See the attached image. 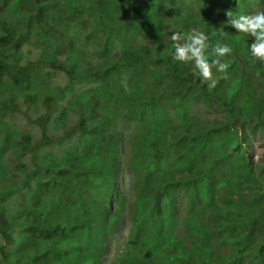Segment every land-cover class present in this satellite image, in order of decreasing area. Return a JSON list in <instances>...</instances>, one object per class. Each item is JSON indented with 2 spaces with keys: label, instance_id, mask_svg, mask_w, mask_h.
I'll list each match as a JSON object with an SVG mask.
<instances>
[{
  "label": "trees",
  "instance_id": "trees-1",
  "mask_svg": "<svg viewBox=\"0 0 264 264\" xmlns=\"http://www.w3.org/2000/svg\"><path fill=\"white\" fill-rule=\"evenodd\" d=\"M14 1L12 6L15 9L11 7L14 19L8 20L0 15V74L9 72L10 77L6 86L23 85L27 74L26 67L15 68L16 65L13 63L18 55L16 40L26 38L31 29L18 28L14 35L3 29L4 26L15 27L20 13L26 15L27 20H34L35 28L32 31L34 35L43 36L48 30L55 33H70L68 36L70 46L76 44L75 40L79 35L76 29L77 21L82 26L85 25L86 35L90 37L91 34L96 41L98 30L104 31V40H109L112 34L125 38L131 36L130 27H139L141 24L148 26L153 20L150 13L151 0ZM7 2L9 1L0 0V6ZM144 2L149 5L142 11ZM213 3L218 12L210 15L212 20L221 19L226 12L232 15L244 13L238 2L230 3L226 10H222L218 3ZM107 7L109 8L106 9ZM50 8H60V11L56 14L47 10ZM177 12L175 9L173 13ZM114 17H119L120 21H114ZM177 17L185 22L191 20L183 13H179ZM161 32L154 26L149 29L153 36L160 35ZM141 33L144 34V31ZM211 41L210 37V45ZM44 43L47 45L49 41L44 40ZM250 43L251 41H247L242 44L245 53H249ZM45 48L57 54L64 52L61 45L58 47L59 50L48 46ZM171 48L172 44L160 48L156 52L157 56L143 57V60L154 62L150 69H147L149 66H143V60H134L122 71L112 70L116 65L112 64L108 67L111 69L110 72L107 73L106 68L101 74L102 80H106L107 77V80L113 81V78L119 80L120 74L125 71L128 79L135 74L137 79L144 77L148 80L151 78L149 71L153 73L154 67H157L165 75L177 76L171 83L170 90L156 93L130 89L114 91L105 84H100L104 87L102 90L105 95L104 102H80L79 99L74 103L66 102L68 107L64 109V113L68 110L74 111L79 118L75 127L74 125L71 127L79 139L66 148L65 155L37 162L34 168L25 173L20 182H15L14 177L9 176L3 167L2 152L5 148L0 147V216H3V219L11 218L6 222L7 228L15 232L12 234L7 229H2L0 223L2 235L7 241L0 246V264L96 263L93 258L84 255L89 248L95 253L98 252L96 247H90L91 242L85 240L87 238L85 236L91 233L96 244L100 245L108 230L120 226V215L123 211L119 205L114 209L105 206L103 201L96 197V191L104 188L118 198L126 199L120 195L118 178L115 177L119 158H122L120 140L123 127L118 124V118H126L129 123L138 127L136 132H141L140 137L133 141L127 155L130 169L128 171L138 176L140 186L134 179L136 190L139 191L135 200L134 223L124 250L117 252L109 264H246L249 261L253 264H264V207L257 206L242 213H232L231 209L227 212L221 211L215 204L214 197L217 195L218 186L216 188L214 186L215 180H222L223 174L220 172L219 177L211 179L212 176L219 174L216 167L223 161L224 156L242 153L241 162L244 164L242 169H245L241 171V176L237 177V180L235 177L227 176V186L222 190L237 185L245 186L247 182L249 188L254 190L259 185V174L261 176L264 164H254L252 160H247L243 153L247 145H242V142L247 140L246 127L255 128L264 122V63L255 57L246 56L248 65L241 71L233 61L223 60L221 62L226 63L227 67L222 72H218L215 66L212 69L216 81L213 85L211 81H202L199 78L194 69L190 68L191 62L174 60ZM209 51L210 48L206 49V53ZM70 58L66 63L68 71L72 64ZM206 58L211 60L213 56ZM70 74L73 77L78 76L71 71ZM179 77L188 87L181 89L183 85L178 81ZM60 93L64 98L62 92ZM173 96H176V102L182 100L187 102L189 98H193L214 105L225 116L224 120H219V125L224 126H221L223 130L219 137L232 150L201 160V163L195 160L197 157L192 155L193 152H202L203 149L197 144L195 147H189L191 146L188 144L189 140L197 138L203 144L208 135L200 128L199 123H197L199 128L188 129V124L192 125V118H188L185 107L182 108V114L180 112V121L176 123L175 128L165 126L169 122L166 118L161 121L155 118L158 109V107L155 109V102L162 97ZM130 101L139 104L128 110L127 103ZM7 109L5 106L0 108V126L4 123L3 117ZM147 111L151 114H145ZM163 111L164 109L161 114L163 113L165 117L166 112ZM143 115L147 116L143 118ZM64 120L67 123L66 116ZM137 120L141 122L140 126L136 125ZM237 122L245 124L241 126ZM14 127L12 123L5 122L3 131H8L12 135ZM125 132L128 134L126 130ZM28 135V132L19 133L14 138L20 143L21 151L28 148L27 144L30 142ZM58 137L59 135H56V139ZM82 138L83 142L80 141ZM194 142L197 143L196 140ZM54 161L57 162L56 165L51 164ZM138 164L148 167L150 177L146 181L139 176L140 170H136ZM161 164L170 167L162 168L167 173L155 172V167L161 168ZM180 167L185 168L186 172L177 176L176 170ZM248 169L250 176L246 177ZM152 174L155 177H151ZM156 186L155 195L142 193L144 189ZM235 190L242 191L243 188ZM254 190L250 191V194L256 196L258 192ZM21 194L26 196L22 198ZM223 194L221 198L230 203L231 198L226 196L228 194ZM180 196L187 197L189 204L188 208L185 206V214L182 217L179 216L181 209L177 201ZM149 201L150 205H146ZM201 204L205 207L212 206L209 216L204 215L205 212L199 207ZM213 213L214 217L211 216ZM234 214L246 222L234 223ZM178 225L186 228L184 231L194 240L190 248L184 244L182 236L173 234ZM257 225L261 227L262 232L256 245L252 239H247L233 242V246L227 251L212 246L214 238L230 242L229 232L233 233L236 230L252 232Z\"/></svg>",
  "mask_w": 264,
  "mask_h": 264
},
{
  "label": "rangeland",
  "instance_id": "rangeland-1",
  "mask_svg": "<svg viewBox=\"0 0 264 264\" xmlns=\"http://www.w3.org/2000/svg\"><path fill=\"white\" fill-rule=\"evenodd\" d=\"M6 4H2L0 6V15L3 17H6L8 20L14 19V13L11 10V7L15 9V7L12 6V4L15 2L14 0H8ZM212 3H218L222 10H226L229 7V4L233 0H208ZM237 1L238 4L246 10V15L251 14L255 11H261L264 10V1H257V0H234ZM152 6L156 7L157 9L151 10V17L153 18L150 25L146 26L145 29H141L142 25L139 27H132L130 29L131 36L126 38H120L115 35H111L110 39L108 41H105L103 38L104 31L98 30L96 32V35L98 36L97 40L95 41L94 38L91 36L86 35L85 25L82 26L77 21V27L76 29L79 31V35L76 38V44L71 46H63L62 49H64V54L61 56L64 57H71L72 60L70 71L71 73H80L85 72L86 75H84L82 78H77L74 81L71 80V74L65 73L61 70L56 69L55 78L51 79V84L54 86H68L72 89L77 90L78 88L86 87L90 84L89 80H97L100 81L97 84H105L106 86L110 87L111 90L116 91L117 89H130V90H139L141 92H151L156 93L161 90H170L171 89V83L175 81L177 76H172L168 74H164L162 71H160L157 67H154V72H150V79H145L144 77L137 79L136 75L133 74L128 79L125 75V71L120 74V79L116 80L113 78L112 80H102L101 74L105 72L106 68L110 67L112 64L114 65V68L112 70H120L124 69L126 66H128L129 62H132L134 60H143V57H149V56H157L156 52L160 48H164L166 46H169L172 44V48L174 51L175 42L171 40V34L173 31H180L182 33H188L190 30L195 29L196 31H202L208 35V37L212 38V43L215 44L217 42L219 43H228L232 46V53L226 54L224 57L219 58L221 61L223 60H230L233 61V63L240 68V70H245L248 65V61L246 59V56H249L252 58V56L249 53H245L242 48V44L247 41H251L252 38H249L246 34L237 32L236 29H234L231 25L226 24V20L229 19L226 12L224 16L221 17V19H218L215 24L212 25L210 29H217L215 32L212 33V31L209 29V25H205L203 21H200L197 19L200 18V9L198 2L199 0H173L174 9L178 11V13L188 14L193 13L196 19V21H181L176 15H172L170 11H164V7L170 6L168 0H151ZM150 2V3H151ZM207 4H209L207 2ZM149 4L144 2L142 4V11L145 10L148 7ZM54 13H58L60 11V8H50L47 9ZM70 11V10H69ZM217 11L216 9H212L209 11L211 14L212 12ZM71 13V12H70ZM240 15V14H239ZM234 15V16H239ZM27 16L23 13H20L18 17L17 25L11 29L8 30H15L21 26L23 23V19H25ZM89 16L87 15L86 18ZM86 20V19H85ZM118 22L120 21L119 17L116 18ZM149 20V18H147ZM74 21V20H73ZM88 22V21H87ZM153 26H157V28L161 29L162 32L160 35H152L149 33V29ZM141 31H144V34L141 33ZM121 34V32H118ZM89 38V39H88ZM238 38V39H237ZM237 40V41H236ZM38 40L32 41L30 44L22 43L20 45V48L22 49L23 55H22V61L26 64H30L32 66H35L39 60H33L32 58L38 57L40 53V48L37 47ZM105 43V48H103V45ZM78 51V55H76ZM172 51V52H173ZM73 53V54H72ZM172 54V53H171ZM213 59H216L217 57L213 54ZM137 57H140L137 59ZM143 66L148 67L147 69H150L153 67L150 66L154 62L150 60H143ZM116 62V63H114ZM264 63V62H262ZM191 69H193L192 64L189 65ZM214 66L212 67V69ZM110 68L107 69V73L110 72ZM101 79V80H100ZM182 85L184 89L185 86L188 87L187 83L183 79L179 77L178 80ZM116 82V83H115ZM93 83H96L93 82ZM91 83V84H93ZM87 84V85H86ZM82 87V88H83ZM261 88V86H260ZM100 99L97 100V102H104L105 101V95L103 93V86H100ZM260 90H258L259 92ZM67 89L64 90V93H67ZM74 92H69L70 97L72 98V95ZM178 93V90L175 91ZM189 97L191 96L190 93L188 94ZM258 93L256 94V96ZM264 95V94H263ZM187 102L182 100V102L178 101L176 102V96L172 98L162 97L161 99H158L157 102H155V109H157L156 113V119L158 121L168 120L169 122L166 123V127H173L176 126L180 121V112L182 114V108L185 107L186 113L188 115V118H192L191 124H188V129L191 128V130H194L196 128H199L197 126V123L200 124V128L203 129L205 134L208 135L206 141L202 144L200 141L195 139H190L188 144L191 146L189 147H195L197 145H200L202 147V152H193V156L197 157L195 160H197L199 163H201V160H206V158H210L213 156L221 155L224 152H229L231 147L227 145L225 142H223L220 137L219 133L222 132L223 125H219V120H224L225 116H223L222 113L218 111L217 108H215L214 105H211L210 103L203 102V100H195L193 98H189ZM59 100H61L59 98ZM74 99L72 98V101ZM62 102H67L68 99L65 98L61 100ZM57 102V101H54ZM139 103L136 101H130L127 103V109L130 110V108L138 105ZM162 109L166 112L165 117H163ZM48 111V109H47ZM47 111L45 113H41L42 110L36 109L34 106H29L25 108V114L22 112H17L14 116H8L6 115V118L10 123L15 124L13 134L10 135L8 131H3L0 129V147H4V160L2 161L3 167L6 169V171L9 173V176L14 177L15 182H20L22 178L24 177L25 173L31 170L35 167L37 162H41L44 160V158L47 156L44 153V150L49 151H55L58 148H60V145H56L55 143H50L45 145L44 147H40L42 144V139H37L41 136L42 130L41 126L44 124L49 123V126L47 127V132H55L53 129L57 130V122L54 120L51 122V119H48L47 117ZM163 111V112H164ZM145 114H151L150 111H147ZM62 116H66L67 123L66 127L62 129L61 132V140L63 146L69 147L73 144V142L78 138V135L73 133V130L71 127L77 122L79 119L76 114L73 111L66 112ZM147 116V115H146ZM143 115V118L146 117ZM183 116V115H182ZM228 118V117H227ZM129 119V118H128ZM148 119V118H147ZM119 125L122 128V137L120 140V149L122 158H119V165L116 168V175L118 178V187L120 190V195L126 199H120L115 195L113 192L111 193L107 189L99 188V191H96V197L103 201L105 206L114 209L118 205L122 207L123 211L120 215V226L116 229H110L106 232L107 235H104V240L100 243L99 246H95L96 249H98V252L95 253L94 250H91L89 248L85 253V257L94 259L96 264H109L110 261L114 258V256L117 254V252H121L124 250L126 240L129 236L130 230L132 229V224L134 223V210H135V200L136 197L139 195L136 190V183L140 186L139 181L140 179L138 176L133 177L132 174H130V169L128 166V154L129 148L132 146L133 141L137 140L141 134V132L137 131V126H135L132 123H129L126 118H118ZM150 120V119H149ZM247 120V119H246ZM245 121V120H244ZM248 121V120H247ZM175 123V124H173ZM186 123V122H184ZM235 123V121H234ZM241 126L245 123L237 122ZM264 122L257 125L255 128H252V126L246 127V141L242 142V145H247L246 151H243V153L246 155L247 160H252L254 164H264ZM141 122L139 120L136 121V125L140 126ZM263 124V125H262ZM54 126L53 129H49L50 127ZM222 126V127H221ZM125 130L128 132V134L125 132ZM28 131L30 136V142L27 144L28 148L26 150L21 151L20 150V144L13 145V139L15 136L19 133H23ZM112 135V133H111ZM83 138L80 139L81 142H83ZM197 141L195 143L194 141ZM54 141V140H53ZM43 148H45L43 150ZM197 148V147H196ZM127 156V159H126ZM242 159V153L239 155L236 154H229L228 156L223 157V161L217 165L216 169L219 171V174L212 176L211 179L215 180L217 177L223 174L222 180H215L216 188V194L214 197L215 204L220 207L221 211L227 212L228 209L232 210V213H242L247 210H251L252 208H255L257 206L264 207V169L261 172V176L259 174V185L257 186L256 190L253 188H249L248 182L245 183V186H235L231 187L229 189L225 188L222 190L223 187H226V179L227 176L235 177L237 180V177L241 176V171L244 164L241 162ZM53 164V162H51ZM216 166V165H215ZM162 168H170L167 165L161 164L160 167H155L156 173H167L166 170ZM129 170V171H128ZM136 170H140L139 176L143 179V181H146L147 178L150 177L148 167H146L144 164H138L136 166ZM215 170V169H214ZM256 170V168H255ZM185 168L180 167V169L176 170V175L181 176L184 174ZM221 172V173H220ZM250 176V169H248V173H246V177ZM151 177H155L154 174H152ZM243 188L242 191H236L235 188ZM156 187L150 189L146 188L142 192L143 194H152L155 195ZM176 188V187H175ZM150 191L148 192V190ZM257 191L258 194L251 195L250 191ZM174 192V191H173ZM172 192V194H173ZM240 192V193H238ZM228 194L226 196L231 198V202L225 201L226 199H222L221 195ZM95 194V193H90ZM26 194H21L20 197H25ZM177 201L179 202L181 212H179V216H184L185 212V206L189 207V204H187V197L180 196L178 197ZM249 201L251 204H249ZM253 201V202H252ZM146 205H150V201L146 203ZM187 207V208H188ZM199 207L205 212L204 215H210L211 208L205 207L204 204L199 205ZM11 210V209H9ZM249 212V211H248ZM231 213V214H232ZM214 217L213 215H211ZM210 216V217H211ZM235 218L233 219V222L240 224L244 223L246 221L241 220L240 217H236L237 215H233ZM11 218L3 219V216H0V223L2 224V229H7L8 232L15 234V232L11 228H7V223L9 222ZM186 228H182L180 225H178L175 230L173 231V234L177 236H182V239L184 240V244L188 246L189 248L193 244V239L187 235V232L184 231ZM261 227L256 226L254 228V231H245V230H236L233 233L229 232L231 241L226 242L221 239H216L212 241V246L220 249L222 251H227L231 249L233 246V242L237 240H247L252 239V242L255 243V245L259 242V238L261 236ZM88 240L92 241V238L90 236L87 237ZM85 239V240H87ZM7 243L6 240H4V237L2 235L1 229H0V246ZM94 244H90V247H92ZM9 247V245H6ZM93 248V247H92ZM246 264H253L252 261L247 262Z\"/></svg>",
  "mask_w": 264,
  "mask_h": 264
},
{
  "label": "clouds",
  "instance_id": "clouds-1",
  "mask_svg": "<svg viewBox=\"0 0 264 264\" xmlns=\"http://www.w3.org/2000/svg\"><path fill=\"white\" fill-rule=\"evenodd\" d=\"M170 6L164 7V11H170L172 15L178 16L177 13L174 12V5L173 0H168ZM198 2L199 9H200V18L197 19L200 21H203L205 23L204 26L209 25V29L212 27L213 24L218 20L217 19H210V15L213 13H216L218 11L209 13L210 10L216 9V6L214 3L208 0H199ZM260 1V0H257ZM264 1V0H261ZM207 2L209 4H207ZM231 4H235L237 2L231 1ZM238 4V3H237ZM238 6L243 10V15L240 13H236L239 16H234L236 14L227 13V16L229 19H227L225 22L226 24L231 25L234 29L237 30V32H241L246 34L251 39V43L249 44V52L252 57L257 58L259 61L264 62V10L261 11H255L251 14L246 15V10L243 9L239 4ZM107 7L106 9H108ZM221 8V7H220ZM157 9L154 6L150 7L151 10ZM206 9V11H205ZM151 13V12H150ZM105 15V12H104ZM185 16L189 17L190 21H196L193 17L195 15L193 13H188ZM117 17H114L113 20L118 22L116 20ZM34 20H27V17L23 19V23L19 28H25V29H31V32H28V35L26 38L16 40V46H17V52L18 55L15 59V62L13 63L16 65L15 68L19 67H26L27 74L26 79L24 80V84L21 86H15V85H9L6 86V82L8 81L9 72L5 73L3 72L0 74V108L6 107L8 108L6 113L3 117V124L0 126V129L3 130L5 127V122H10L7 120L6 115L8 116H14L17 114V112H22L25 114V108L29 106H34L38 110H42L41 113H45L47 111V117L48 119H51V122L54 120L57 122V130L53 129L54 126L51 125L49 129H53L55 132H47V127L49 126V123L44 124L41 126V136L37 139H42V144L40 147H44L47 144L55 143L56 145H60V148H58L55 151H49L44 150V153L47 155L44 160L47 159H53L54 156H62L66 154V148L67 146H63L62 140H61V130L66 127V123L64 120V109L68 107L66 102H62L61 100L67 98V102H76L77 99L81 101H89L94 103H100L97 102L98 99H100L101 95L99 92V86L100 84H97L100 81L97 80H89L90 84L86 87L78 88L77 90L66 86H53L51 84V79L55 78L56 69L61 70L65 73H70L66 68V63L69 58L61 56L64 54L61 52L54 53L53 51L46 49L45 46H48V48H55L56 50H59L58 47L61 45L63 46H70L68 45L69 42V34L70 33H55L54 31L48 30L44 33L43 36L34 35L32 32L35 28L33 24ZM52 21V20H51ZM4 23V22H3ZM45 24V22H44ZM141 29H145V25L141 24ZM140 26V25H138ZM157 27V26H154ZM11 29V27L4 26V30H6L8 33L15 34L18 31V28L15 30H8ZM13 28V27H12ZM132 29V27L129 28V30ZM161 30V29H160ZM213 32H215V28L210 29ZM162 31V30H161ZM127 38V37H126ZM38 40L37 47H39L40 53L38 57L32 58L33 60H39V62L36 63L35 66H32L30 64H26L22 61V49L20 48V45L22 43L30 44L34 40ZM29 40V41H26ZM44 40H48L49 43L45 45ZM171 40L175 42L174 51L172 52V56L174 60L182 61L185 63L191 62L192 67L194 71L198 74L199 78L202 81H211V83L215 84V78L213 76L212 67L215 66L218 72H222L226 67V63L221 62L219 58L224 57L226 54H231L233 49L232 46L228 43H211L209 44V37L206 33L202 31H196L195 29L190 30L188 33H182L180 31H173L171 34ZM108 41V40H105ZM211 49V51L206 53V49ZM215 55L216 59L209 60L206 58V56H212ZM78 76L73 77L71 75V80H75L77 78H82L84 75H86L85 72L80 73H73ZM96 83H93L95 82ZM93 83V84H91ZM47 84V85H46ZM87 85V84H86ZM67 89V93H64V90ZM64 95V98L62 97L61 93ZM69 92H74L72 95V98L74 99L72 101V98L70 97ZM59 98L61 100H59ZM57 101V102H54ZM69 112V110H68ZM74 112V111H73ZM77 116V115H76ZM16 126L15 124H13ZM74 125V124H73ZM23 132V133H27ZM56 135H59V137L56 139ZM29 136V135H28ZM30 139V136H29ZM54 140V141H53ZM30 141V140H29ZM20 144L17 140L13 139V145ZM71 146V145H70ZM21 147V145H20ZM57 162H53V165H56ZM115 177L117 178L116 172ZM134 177V175H133ZM104 235H107L106 233ZM90 236L92 238V241H90V244H94L92 247L99 246L94 241V236L89 233L85 237ZM101 243V242H100ZM115 257V256H114ZM114 259V258H113ZM112 259V260H113ZM111 262V261H110ZM96 264V263H95Z\"/></svg>",
  "mask_w": 264,
  "mask_h": 264
}]
</instances>
